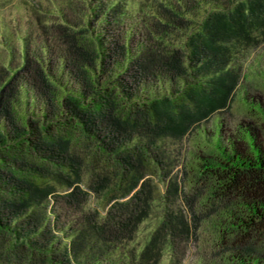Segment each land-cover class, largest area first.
Returning <instances> with one entry per match:
<instances>
[{
	"label": "trees",
	"instance_id": "16d2710c",
	"mask_svg": "<svg viewBox=\"0 0 264 264\" xmlns=\"http://www.w3.org/2000/svg\"><path fill=\"white\" fill-rule=\"evenodd\" d=\"M64 1L70 12L77 10L73 0ZM133 1L141 11L161 10L159 0ZM214 2L181 49L145 48L131 58L140 76L165 69L185 87L138 96L121 79L110 89L91 79L81 90L65 92L52 113L40 111L20 125L10 118L8 100L30 66L24 44L35 33L56 32L75 62L93 66L90 61L98 58L109 66L101 38L86 39L87 28L51 23L39 2L22 0L31 27L17 50L15 15L8 19L13 41L1 50L8 60L0 61V110L13 125L0 129V264H159L165 249L170 264H182L187 244L198 241L206 222L223 264H264V96L244 95L257 118L238 119L234 131L216 122L207 149L195 154L189 191L183 156L162 144L167 138L183 141L217 113H229L238 91L250 87L237 55L264 41V0ZM128 4L115 0L107 7L100 0L89 21L106 10L118 18ZM162 10L179 23V15ZM114 43L126 53V41ZM176 165L178 172L170 173ZM156 172L167 176L161 219L139 245L136 234L154 211ZM94 196L105 198L103 212L88 208L80 225L67 232L56 226L55 203L80 210ZM111 254L116 256L108 260Z\"/></svg>",
	"mask_w": 264,
	"mask_h": 264
},
{
	"label": "rangeland",
	"instance_id": "374dc122",
	"mask_svg": "<svg viewBox=\"0 0 264 264\" xmlns=\"http://www.w3.org/2000/svg\"><path fill=\"white\" fill-rule=\"evenodd\" d=\"M34 1L39 2L41 7L50 15L49 22L54 24L64 23L70 26L71 30L82 27L87 28L86 39L101 38L103 42L100 46L101 54L109 59L107 63L104 62V64H109V66L103 68L98 58L90 61L93 66L86 62L81 64L75 62L70 54L65 51V46L61 44L59 35L56 32L50 31L47 34L35 33L24 44L27 50L26 53L31 59L30 66L26 71L22 72L23 76L17 82V91L14 93V98L8 100V108H10L12 113L10 118H13V121L17 120L20 125H24L27 118H32L40 111L52 113L53 110L59 108L60 98L63 97L65 92L71 89L81 90L84 86H87L91 79L98 78L99 81H102V88L105 86L109 89L113 87L116 78L121 79L132 86L137 91L138 96L147 95L149 92L152 94H165L173 88L180 89L182 86L185 87L188 83L183 82L176 74H171L165 69H158L154 74L148 73L140 76L139 71L135 67L136 65L130 63L131 58L145 48L148 50L158 48L161 50L163 48L181 49L186 36L198 27L197 22L203 17L205 11L212 10L215 6L214 0H159L161 4L158 3L157 7L161 10L156 12L147 8L141 11L137 2L129 0L125 13L118 18L106 10L101 15H98L95 21L90 22L89 20L93 16L92 9L96 10V4L100 0H73L77 4V10L73 12L69 11L70 7L64 0ZM101 1L105 2L108 7L115 0ZM86 2H90V13L86 12ZM165 7L181 17L179 23L173 22L168 14H165L162 10ZM64 14L65 18L63 17ZM13 15L16 18L15 27L17 33L15 37L18 45L17 50L21 49V40L29 27H31V23L26 20V9L22 0H0V61L4 62L8 60V54L7 51L2 53L1 50H3L4 46L10 47L12 45L11 36L14 33L5 28V26L10 24L8 19L12 20ZM187 20L192 23L187 24ZM88 21L90 22L89 25ZM161 23L168 26V28L163 27ZM114 40L126 41L125 54L115 48ZM237 56L241 62L240 66L243 69L245 81L250 87L243 85L238 91L231 103L229 113H217L207 122H203L183 141L182 139L177 141L167 138L162 142L165 148L173 152L178 149L177 152L183 156L182 164H180L185 166L189 172L184 183V188L187 191L190 190L194 180L195 154L200 149H207V145L215 134L216 122L222 121L223 129L234 131L238 119L243 117L257 118L254 116L251 106L243 98L246 94L258 93L264 96V41L249 47ZM183 65L186 66V64ZM189 69L191 70V68ZM38 70L43 71V77L38 73ZM43 78H45L50 88L44 85ZM189 79L191 81L198 80V78L192 79L190 77ZM1 128L6 131L12 130L13 125L2 115L0 110ZM179 166L173 167L170 173H177ZM160 170L163 171L164 169ZM166 180L167 176H163L159 172L154 175V181L157 186L154 211L140 225L136 234L135 242L139 245L145 242L150 230L161 219L162 202L160 197L166 185ZM63 190L59 188L58 192L62 193ZM106 203L104 197L94 196L82 206V209L78 210L58 201L52 209L55 224L57 227L62 228L64 232H67L70 228L80 225L82 222L80 213L90 207H96L100 212H103ZM49 218V221H51V217ZM57 237L60 239V234ZM214 237L213 230L206 222L201 227L198 241L193 244H187L182 264H223L221 260L216 258L217 254L214 252L213 247ZM58 245V239H56L54 246ZM115 256L116 254H111L108 260H112ZM171 259V252L169 249H165L159 264H170Z\"/></svg>",
	"mask_w": 264,
	"mask_h": 264
}]
</instances>
